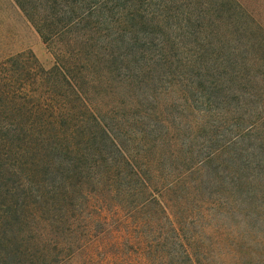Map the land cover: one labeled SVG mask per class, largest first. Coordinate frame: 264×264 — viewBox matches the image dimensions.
Wrapping results in <instances>:
<instances>
[{
    "label": "rangeland",
    "instance_id": "374dc122",
    "mask_svg": "<svg viewBox=\"0 0 264 264\" xmlns=\"http://www.w3.org/2000/svg\"><path fill=\"white\" fill-rule=\"evenodd\" d=\"M81 2L79 13L88 18L77 32L96 27L90 45L100 61L93 73L101 84L89 96L125 154L148 156L141 165L149 164L150 187L164 192L145 191L160 207L132 214L131 199H112L120 212L88 250H75L72 264H146L159 257L153 264H264V157H251L253 145L245 140L264 138V0ZM76 37L72 32L67 45L48 47L13 0H0V61L21 53L44 69L57 55L78 61L79 44L88 43ZM140 136L155 139L154 152ZM239 146L247 153L233 156ZM214 151L213 175L202 178L197 164ZM236 169L239 182L231 176ZM172 181L176 192L166 186ZM134 222L142 224L145 242L157 237L156 229L180 235L189 257L169 260L173 245L180 250L177 237L135 254Z\"/></svg>",
    "mask_w": 264,
    "mask_h": 264
},
{
    "label": "trees",
    "instance_id": "16d2710c",
    "mask_svg": "<svg viewBox=\"0 0 264 264\" xmlns=\"http://www.w3.org/2000/svg\"><path fill=\"white\" fill-rule=\"evenodd\" d=\"M13 1L48 47L67 45L65 38L72 32L77 35L75 43L88 44H79L77 57L83 58L63 62L57 55L50 69L29 53L0 61V264H72L75 250H88L103 226L120 212L121 203L112 199L121 196L124 203L131 199L132 214L152 205L160 207L156 197L144 192L162 196L164 190L151 189L150 172L144 168L149 169V164L141 165L148 156L141 153L130 159L125 154L89 96L101 84L93 73L100 61L92 59L95 45H90L96 27L86 25L77 32L88 18L79 13L81 0ZM245 137L253 145L251 157H264V138ZM140 140L147 152H154L155 139L145 141L140 136ZM241 153L247 150L239 146L232 154ZM218 154L214 151L210 159L197 164L202 178L213 175L208 171ZM223 175L229 177L231 172L225 170ZM236 175L237 169L231 176L238 181ZM215 177L222 179L221 173ZM124 181H131V187ZM174 183L166 186L176 192ZM132 226L135 254L157 250L159 245L164 248L177 237L180 250L173 245L169 260L179 263L181 256L189 257L180 235L169 237L156 229L157 237L145 242L139 231L142 224ZM191 241L186 239L188 247ZM160 262L161 257L146 264Z\"/></svg>",
    "mask_w": 264,
    "mask_h": 264
}]
</instances>
